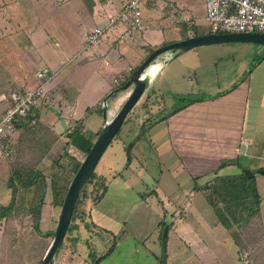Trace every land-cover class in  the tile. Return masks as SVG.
<instances>
[{
	"label": "crops",
	"instance_id": "1",
	"mask_svg": "<svg viewBox=\"0 0 264 264\" xmlns=\"http://www.w3.org/2000/svg\"><path fill=\"white\" fill-rule=\"evenodd\" d=\"M49 1L52 3V0ZM77 1L79 8L75 9L76 14H85L86 20L93 23L92 28L87 29V25L85 26L84 37L92 29L105 25L107 19L114 16L127 2V0H53V4L59 7L69 5L71 9L73 3H77ZM165 1L168 3V0ZM8 2V4L0 5V20L4 19V25L0 24V28H2L0 30V95L13 90V86L19 85L23 81V77L28 76L26 66L28 64L23 65L21 56L29 46L23 43V40L21 41V37L23 39L25 37L21 28H16V23L13 24L15 20L24 19V17H20L17 6L26 3L43 5L45 1L9 0ZM202 4L204 9V3ZM11 5L16 7L12 8ZM144 8L146 11H143V16L148 25V31L135 35L133 41H115L116 36L122 30L120 27L114 33L115 36H109L96 48L85 49L83 42V47L72 56L78 58L84 55L76 70L85 75L87 87H91L94 82L100 84L98 80L101 81V78L111 86V88L103 87L99 91L92 103L95 112L99 110L97 107L100 106L102 99L113 90V81L123 78L130 71L137 69L149 56L150 49L155 50L165 43L182 39L179 29L176 28L174 36L168 40V7L167 10H162L158 5V0H154V3H149ZM1 9L7 11L9 15ZM4 14L6 17H1ZM155 22L158 23L155 24ZM196 34L204 35V33ZM187 36L191 37V32H188ZM28 44L32 45L30 42ZM187 54L189 53L163 64L150 87L138 102V104L141 103V107L137 104L130 114V117L135 116V119L131 120L136 121L138 118L141 120V125L146 120L154 123L142 141L147 142V136L150 141L147 149L148 154H152L158 159L160 173L158 178L149 175V179L147 178L146 181L138 177L141 183L146 187L151 185L153 190L149 193L143 192L136 186L137 183L134 180L131 181L126 175L117 173L115 170L106 175L100 172L98 176L104 181V184L106 183V192L97 204L92 205L91 202H88L86 205L95 227L108 233L119 234L120 238L127 237L136 243L142 242L143 245L152 235L159 242L162 222L171 225L167 234V264H189L187 258L190 256L198 261L197 264H205L206 260L211 261L218 258L222 260L223 255H226L223 252V245L228 238L232 240L230 231L221 226L207 204L205 194L203 191L197 190L200 186L218 177L237 176L244 170L250 171L253 175L256 171L260 176H264L260 173V171H264V94L261 95L260 92L259 97L257 95L255 98L254 96L250 97L251 85L246 77L223 92H220L219 88H215L212 83L203 86L198 77L202 66L201 62H198V65H192L189 60L183 59L185 58L183 56H187ZM60 56L65 57L62 53ZM42 68L48 67L44 65ZM180 68H185L189 75L188 88L183 94L185 97H181L183 104L164 114L161 98L159 99L155 90L152 89V85L158 82V92L162 86L167 88L168 82L169 84L175 83V80L179 79L177 73ZM62 70L63 67L52 72L53 77L44 85V97L35 113L39 129L50 133V136L56 138V143L62 141L66 144L67 130L65 133L58 134L55 128L56 121L54 125V120L46 113V109L55 101L58 107H62L65 103L70 105L73 101L62 86V81L54 83L55 78ZM191 70L195 78L191 76ZM35 72L29 76L34 86L38 85L34 77ZM25 88L19 87L17 90ZM26 89H31V87ZM262 90L264 91V87ZM117 96L109 103L111 114L124 101ZM112 102L113 106H110ZM4 107L5 104L0 102V115L5 109ZM139 112H142L140 116L137 115ZM99 113L102 114V111ZM55 116H58V119L61 118L59 112H56ZM73 122L80 123L70 115L67 125L69 126V123ZM155 128L159 129L157 133ZM85 132H87L86 129ZM67 149L68 153L74 151L80 153L72 146H67ZM222 161L227 174L223 167H220ZM130 165V162H126L125 169ZM162 168L165 172L162 171ZM231 171H235V173H229ZM252 178H254L256 189L259 192V183L262 184L264 181L257 179L256 176ZM197 195L201 197L196 200ZM259 196L262 203L263 198L260 194ZM151 198H155L157 205L150 201ZM156 206H159L160 209L158 210ZM181 209H184L186 213L180 218L177 215ZM174 212L177 214L172 215ZM167 215L170 216L168 223L165 220ZM261 216L260 208V214L257 216L259 221ZM261 226L264 228L263 224ZM170 236L171 240H169ZM171 242H173L172 248H170ZM155 244L154 241L153 246ZM260 248L261 245H258L254 255L249 250L246 251L247 248L236 252H238L237 254L247 252L250 264H260L257 261ZM179 250L186 254V258H184L185 255L176 254ZM216 251L218 254L215 255ZM153 257L157 258L160 255H153ZM236 258L240 264L238 255Z\"/></svg>",
	"mask_w": 264,
	"mask_h": 264
},
{
	"label": "rangeland",
	"instance_id": "2",
	"mask_svg": "<svg viewBox=\"0 0 264 264\" xmlns=\"http://www.w3.org/2000/svg\"><path fill=\"white\" fill-rule=\"evenodd\" d=\"M0 1H3V3L0 2V5L9 3V0ZM44 1L43 5L17 4L19 6V8L17 6V10L20 11L19 15L24 19L15 20L13 24L16 23V28H21L22 34L25 36L24 39L21 37V41L23 40V43L29 46L25 50V56H21L23 65L28 64L26 65L28 76L23 77V81L12 88H14L13 90H17L19 87L34 88L37 84L34 86L29 76H32L35 70L44 65L51 72L63 67L54 83L62 81V86L70 94L73 101L70 105L65 103L66 106L64 104L62 107H58L55 101L46 109V113L54 120V125L56 121L55 128L58 134L65 133L68 118L71 115L80 121L84 132L86 129L87 133L94 136L95 133L92 132H96L102 127L103 119L99 110L93 111L92 103L103 87L111 88V86L101 78V81L98 80L101 86L94 82L91 87H87L85 75L76 70L84 55L78 58L72 57L83 47L86 27L87 29L92 28L93 23L86 20L85 14H76L75 9L78 10L79 8L78 1L73 3L71 9L69 5L57 6L53 4V0L52 3L49 0ZM202 3L204 0L202 2L201 0H168V3L165 0H158V5L162 10H167L168 7V40L174 36V31L179 27V23H181V27L186 26L196 33L208 34L209 26L204 20L205 8L203 9ZM11 7L16 6L11 5ZM1 10L5 11L4 9ZM143 11L142 14L146 10ZM5 12L9 15L7 11ZM1 17L4 18L6 15ZM3 21L4 19L1 18L0 24ZM157 23L155 22V24ZM29 42L32 45H29ZM61 53L65 57H61ZM188 53L187 56H183L185 58L182 57L184 60H189L192 65L201 62L200 65L202 66L198 77L203 86L212 83L215 88H219L220 92H223L246 77L251 85L250 97L254 96L255 98L256 95L259 97L260 92L261 95L264 94L262 90L264 87V60L258 62L264 55V46L247 43H225L201 47ZM177 74L179 79L175 80V83L169 84L168 82L167 88L162 86L161 93L157 91L158 82L152 85V89L155 90L159 99L161 98L164 114L183 104L181 100L185 97L183 94L188 88L189 75L185 68H180ZM191 76L195 78L192 70ZM129 93L130 90L119 93L120 96L117 97H121L125 101ZM111 105L113 106V102ZM138 106L141 107V103ZM6 107L7 104L4 108ZM118 109L113 111L112 116ZM56 112L60 113V119L55 116ZM141 113L139 112L137 115L140 116ZM131 119H135V116L130 117L129 115L99 161L95 169V181L100 180L98 173L102 172L106 175L115 170L117 173L126 175L131 181L134 180L140 190L149 193L153 187L151 185L146 187L139 181V178L145 181L147 178L149 179V175L158 178L160 164L154 155L148 154L147 149L150 141L147 136V142L134 140L139 132L141 120L138 118L136 121ZM158 130L155 128L156 133ZM34 135H36L35 132ZM47 141H49V136L33 140L29 135L28 139L24 137L22 141L19 136L13 157L10 159L0 157V208L7 206L12 196L14 201L12 210L0 222V264H39L53 240V232L61 211L59 205L52 204L54 200L53 186L62 185L63 188H66L71 180L69 157L80 163L85 158L82 153L75 151L68 153V149L62 141L57 143L54 141L51 146L48 145ZM130 143H132V147L129 157H127L126 149ZM128 159L131 165L125 169ZM223 164L222 161L220 167H223ZM162 171L165 172L164 168ZM226 172L225 170V174H227ZM229 173H235V171ZM254 176L264 181V176H260L256 171ZM9 181L14 186L13 194V188L10 189ZM33 181L34 183L31 184ZM258 187L259 192L258 190L257 192L263 198L259 208H261L262 213L260 221L264 226V182L262 184L260 182ZM86 188V204L80 205L76 209H81L83 212H75L74 217H72L71 225H69L65 239L56 254L54 264H92L94 260L108 253L111 248L113 249V253H110L111 256L110 254L107 255L99 264H156V258L153 255H160L161 245L153 235L143 245L142 242L136 243L127 237L120 238L119 234L108 233L93 225L89 216V208L86 206L88 202H92L90 192L93 190V185H88ZM209 194L208 192V196L211 197ZM41 196L43 202L40 208V220L36 223L33 219L34 209L38 203H41L39 202ZM200 197L197 195L195 199ZM62 198L63 196H60L59 199L62 200ZM150 201L157 205L155 198H151ZM157 209L159 210L160 207L158 206ZM184 211L181 209L177 217H183L186 213ZM176 214L177 212H174L172 215ZM245 217L243 214L244 220ZM169 219L170 216L167 215L165 218L167 223ZM260 221L254 217L245 220L238 227L229 229L232 240L228 238L223 245V252L226 255H223L222 260L219 258L211 261L206 260L205 264H239L236 258L238 252L236 251L247 248L246 251L249 250L254 255L258 245H261V248L257 261L264 264V228ZM36 224L40 233L34 228ZM169 240H171V236ZM154 241L156 244L153 246ZM172 246L173 242H171L170 248ZM176 254L185 255L184 258H186V254L180 250ZM216 254H218L217 251ZM187 261L189 264L198 263L192 256L187 258Z\"/></svg>",
	"mask_w": 264,
	"mask_h": 264
},
{
	"label": "built area",
	"instance_id": "3",
	"mask_svg": "<svg viewBox=\"0 0 264 264\" xmlns=\"http://www.w3.org/2000/svg\"><path fill=\"white\" fill-rule=\"evenodd\" d=\"M154 0H127L124 6L107 19L105 25L92 29L84 41L85 49L100 46L109 36H115L118 28L122 30L115 41H133L135 35L148 31L143 19V8ZM204 20L209 26L208 34H264V0H204ZM163 63H157L154 69L160 70ZM130 71V70H129ZM38 85L31 89L9 90L0 95V102L7 107L0 115V157L10 159L16 149L20 125H34L37 110L44 97V85L53 77L48 68H41L34 74ZM123 81H113L118 85ZM240 264H250L249 253L238 254Z\"/></svg>",
	"mask_w": 264,
	"mask_h": 264
},
{
	"label": "trees",
	"instance_id": "4",
	"mask_svg": "<svg viewBox=\"0 0 264 264\" xmlns=\"http://www.w3.org/2000/svg\"><path fill=\"white\" fill-rule=\"evenodd\" d=\"M89 8V7H88ZM178 22V21H177ZM181 23H179V32L181 34V40L187 39L190 36H187L188 32H191V37L198 36L194 30L187 28L186 26L181 27ZM171 43V42H170ZM170 43H165L162 46H166ZM153 49L149 50V55L153 52ZM264 59V55L258 60V62H261ZM136 70V69H135ZM132 70L130 71L125 77H123V81L119 82L118 85H114L113 89L124 86L130 75L135 71ZM116 98V97H115ZM101 107L99 106V112L101 111ZM38 120V119H37ZM38 121L34 125H20L18 128L20 130L19 136L20 140L22 141L24 137L28 139L29 135L33 140H36L37 138L42 139L43 137L46 138V136H49V141H47L49 144L52 145L53 142L56 140L53 136H50V133H48L46 130L43 131L42 129H39L37 126ZM154 125L152 122L146 120L140 127H139V132L137 136L135 137V141H140L143 138H145V135L148 133V131L151 129V127ZM81 124L78 122H73L69 123V126L67 128L66 132V138L67 142L65 146H72L74 147L77 151L82 153L83 155H87L89 150L91 149L95 138L98 136V133L100 129L94 134V136L90 133L84 132L81 128ZM36 130V131H35ZM34 132L36 135H34ZM134 144V142H133ZM17 147V144H16ZM49 147V146H48ZM17 149V148H16ZM69 157L68 155H66ZM63 159V158H62ZM70 162H71V180L76 173L77 169L80 166V162L77 161L76 159L69 157ZM128 159V163H129ZM96 179V173L94 172L92 177L87 183L88 185H93V190H91V199L92 205L97 204L101 198L103 197L104 193L106 192V185L100 179L99 181H95ZM67 184L66 188H63L62 185L58 187L53 186V194H54V200L52 202L53 205H59L60 207L62 206L64 197L66 195V192L68 190L69 184ZM34 181L31 183L33 184ZM9 186L10 189H12V194L14 193V186L11 181H9ZM86 186V187H87ZM84 188L83 191L81 192L74 211H73V216L75 215V212L82 213L83 211L81 209L76 210L79 208L80 205H85L86 200H87V188ZM197 190L203 191L205 194V200L207 204L210 206L211 210L213 211L215 217L218 219L220 222L221 226L224 227L226 230L232 229L233 227H238L240 224L244 223V221L249 220L251 218L257 217L260 214V204H261V198L257 192L256 185H255V180L254 178H248L244 173H241L237 176H228V177H218L215 178L214 180L206 183L203 186H200ZM208 192L210 193L211 197L208 196ZM64 194V195H63ZM60 196H63L62 200L59 199ZM43 197L41 196L39 199V202L34 209V215L33 219L37 223L40 220V214H41V205L43 202ZM13 196L11 198L10 203L7 206H3L0 208V222L5 219L8 215V213L12 210L13 208ZM59 203V204H57ZM78 207V208H77ZM77 213V214H78ZM243 214H245V220L243 219ZM71 225V224H70ZM167 227L168 232L170 231L171 225H166V223L162 222L160 224V233H159V242L161 245V254L160 257H157V264H167V252H166V247L162 248L163 244L161 242V235L163 228ZM36 231L40 233L39 227L36 224L34 226ZM165 245L167 244V237L165 239ZM112 248L108 251V253L104 254L100 258L96 259L93 264H99L107 255H109L112 252ZM41 261L39 262V264Z\"/></svg>",
	"mask_w": 264,
	"mask_h": 264
},
{
	"label": "water",
	"instance_id": "5",
	"mask_svg": "<svg viewBox=\"0 0 264 264\" xmlns=\"http://www.w3.org/2000/svg\"><path fill=\"white\" fill-rule=\"evenodd\" d=\"M225 43H247L264 46V34H204L172 42L166 46L158 47L130 75L127 83L124 86L111 90L102 99L100 106L102 111L103 125L100 128L98 136L96 137L91 149L85 156L84 160L80 163L79 168L77 169L69 184L61 206L56 228L53 232V240L47 248L40 264H54L56 254L65 239L67 230L71 223L76 202L81 192L86 187L88 181L95 172L99 161L115 136L119 133L125 120L129 117L135 106L150 87L151 82L158 72L157 69H154V66L157 63L165 64L167 61H172L189 51L201 47ZM128 90H130V93L128 94L127 98L119 107L115 115L112 116V114L109 112V103L113 101L119 93H124ZM131 147L132 143L127 146V157H129ZM260 173L264 175V171H260ZM244 174L248 178H252L254 176L248 170H244ZM167 231L168 228L164 227L161 237L163 248L166 247L164 242L167 237Z\"/></svg>",
	"mask_w": 264,
	"mask_h": 264
}]
</instances>
